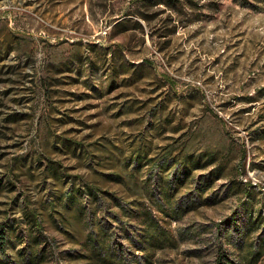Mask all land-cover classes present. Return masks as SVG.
I'll list each match as a JSON object with an SVG mask.
<instances>
[{
    "label": "rangeland",
    "instance_id": "rangeland-1",
    "mask_svg": "<svg viewBox=\"0 0 264 264\" xmlns=\"http://www.w3.org/2000/svg\"><path fill=\"white\" fill-rule=\"evenodd\" d=\"M193 1L174 13L148 0H0L1 260L19 258L23 237L41 248L25 200L54 244L35 264H89L62 171L91 177L92 154L118 164L121 148L159 156L173 142L195 157L175 198L203 186L196 208L165 219L183 237L153 264H264V1ZM200 153L214 161L196 167Z\"/></svg>",
    "mask_w": 264,
    "mask_h": 264
},
{
    "label": "trees",
    "instance_id": "trees-1",
    "mask_svg": "<svg viewBox=\"0 0 264 264\" xmlns=\"http://www.w3.org/2000/svg\"><path fill=\"white\" fill-rule=\"evenodd\" d=\"M148 2L151 5H164L174 13H178L183 7L194 8L197 5L193 0ZM192 20L193 18L190 21ZM88 63L94 65L95 60L90 59ZM114 65L110 66V74L117 72ZM119 153L122 156L118 164L110 160L108 152L99 158L92 154L91 163L100 167L94 168L91 177L82 178L62 171L64 181H70V184L60 194L59 200L64 198L67 203L75 204L84 217L85 232L79 245L89 264H133V259L137 258L138 264H153L158 250L176 246L179 238L183 237L179 233L175 235L165 219L180 220L188 211L198 206L191 201L190 196L200 195L196 188L203 186L202 177H199L194 189L186 194L185 201L183 198L176 199L177 184L185 180L190 165L195 161L186 143L176 153L173 142L166 144L159 156H149V146L142 144L133 147L127 155L122 148ZM243 154L246 155V151ZM202 157H205L204 153L198 154L196 167H206L214 161L213 153L209 160L200 163ZM144 166H147V170L142 175L140 171ZM234 170L241 173L245 168L236 166ZM113 185L124 191L118 194L117 191L109 190ZM22 203L28 236L32 237L31 232L36 233L33 239L41 248L35 253L28 245L29 242L24 237L20 238L19 242L24 245L19 251V258H10L12 261L8 257L2 260L0 258V264H35L49 244L54 246L52 238L45 234L46 228L39 210L29 201L22 200ZM50 205L54 206V202ZM261 213L264 214L263 211ZM57 223L68 233L64 218L57 220ZM2 238L10 241V237H5V234ZM121 240H125L127 246ZM126 253H130L132 257L130 262H127Z\"/></svg>",
    "mask_w": 264,
    "mask_h": 264
}]
</instances>
